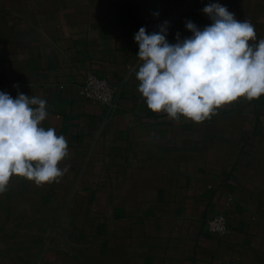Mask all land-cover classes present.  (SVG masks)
I'll return each instance as SVG.
<instances>
[{
    "label": "crops",
    "instance_id": "0c3cea01",
    "mask_svg": "<svg viewBox=\"0 0 264 264\" xmlns=\"http://www.w3.org/2000/svg\"><path fill=\"white\" fill-rule=\"evenodd\" d=\"M210 2L0 0V91L46 99L43 126L68 142L64 174L28 186L79 195L78 204L102 196L116 264H264V94L193 122L153 113L137 90L139 28L168 21L175 43L177 33L191 35L187 21L211 23L202 12ZM218 2L254 25L250 43L264 39V0ZM90 73L116 88L111 106L80 94ZM215 214L227 218L229 235L205 232Z\"/></svg>",
    "mask_w": 264,
    "mask_h": 264
},
{
    "label": "clouds",
    "instance_id": "9594fccd",
    "mask_svg": "<svg viewBox=\"0 0 264 264\" xmlns=\"http://www.w3.org/2000/svg\"><path fill=\"white\" fill-rule=\"evenodd\" d=\"M202 12L211 23L200 28L187 21L191 35L181 39L177 33L175 43L167 39L168 21L153 32L140 27L134 35L137 90L153 113L201 122L221 105L264 94V39L250 43L257 39L254 25L218 0ZM48 114L46 99L0 91V192L12 176L40 185L66 171L59 163L68 155V142L43 126Z\"/></svg>",
    "mask_w": 264,
    "mask_h": 264
},
{
    "label": "rangeland",
    "instance_id": "374dc122",
    "mask_svg": "<svg viewBox=\"0 0 264 264\" xmlns=\"http://www.w3.org/2000/svg\"><path fill=\"white\" fill-rule=\"evenodd\" d=\"M28 185L12 176L0 192V264H116L106 253L114 250L115 228L111 211L99 207L102 196L85 204V195L78 204L79 195L31 191ZM100 231L110 239H99Z\"/></svg>",
    "mask_w": 264,
    "mask_h": 264
},
{
    "label": "built area",
    "instance_id": "2783aa9c",
    "mask_svg": "<svg viewBox=\"0 0 264 264\" xmlns=\"http://www.w3.org/2000/svg\"><path fill=\"white\" fill-rule=\"evenodd\" d=\"M138 53V48L136 49ZM82 97L98 106H111L116 98V88L106 79L94 74H88L80 87ZM208 235L222 237L229 235L230 227L223 214L212 215L204 224Z\"/></svg>",
    "mask_w": 264,
    "mask_h": 264
}]
</instances>
